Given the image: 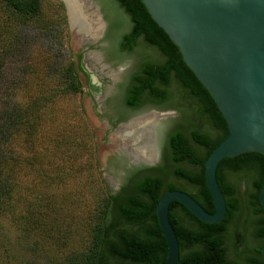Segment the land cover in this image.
Listing matches in <instances>:
<instances>
[{"label":"trees","instance_id":"16d2710c","mask_svg":"<svg viewBox=\"0 0 264 264\" xmlns=\"http://www.w3.org/2000/svg\"><path fill=\"white\" fill-rule=\"evenodd\" d=\"M43 1L0 0L8 18L17 23L13 30L0 28V225L6 221L23 233L37 229L41 224L28 206L17 211L20 205H28L27 193L34 192V200L45 201L39 197L40 190L37 189L42 185L36 184L31 190L24 180L28 175L37 177L35 174H38L41 179L37 180L43 182L46 156L50 180H62L56 161L62 159L65 148V137L59 129L65 128V122L53 109L61 93H80L82 85L67 40L62 39L60 26L38 25L43 19ZM54 1L65 12L61 1ZM106 4V39L116 52L123 50L135 58L140 57L142 67L147 66L146 77L139 80L140 87L133 96L125 99V104L128 107L144 104L140 93L147 90L148 103L179 113L175 132L167 136L166 152L157 171L180 175L184 172L182 164L198 166L201 172L194 180L203 185L202 194L206 199L201 206L213 213L202 167L221 142L223 124L141 4L137 0H106ZM65 16L61 17L64 25ZM126 28L129 31L123 33ZM154 80H157V87ZM47 126L52 127V132L45 137ZM177 128L183 130L179 132ZM187 130H192L190 137L195 144L208 147L205 155L190 146L183 133ZM215 137L216 142L213 141ZM66 138L69 140L66 145H69L74 137L70 133ZM82 146L89 147L87 143ZM216 179L226 201L225 216L218 224L198 221L204 227L199 237L215 261L221 257L222 239L234 243L235 238L241 236L258 240L260 245L264 243V210L259 201L264 178L216 171ZM137 225H140L138 209L121 194L106 193L90 246L80 263L140 264L155 260L157 243H140L133 239L136 234L133 228Z\"/></svg>","mask_w":264,"mask_h":264},{"label":"water","instance_id":"95a60500","mask_svg":"<svg viewBox=\"0 0 264 264\" xmlns=\"http://www.w3.org/2000/svg\"><path fill=\"white\" fill-rule=\"evenodd\" d=\"M59 1L79 44L102 46L106 22L98 3L83 0L90 5L85 12L94 11L103 23L101 37L90 40L82 38L73 26L71 10L76 0ZM137 1L224 126L221 142L202 167L214 212H207L190 195L176 190L165 193L156 205L167 244L165 264H178L179 245L168 217L170 203L181 204L201 223L218 224L225 216L226 201L216 171L264 178V0ZM96 53L102 57L101 52ZM159 115L161 119L167 114ZM159 120L155 125L157 149ZM139 162L144 161H131ZM259 201L264 210V184ZM261 255L264 262V243Z\"/></svg>","mask_w":264,"mask_h":264},{"label":"rangeland","instance_id":"374dc122","mask_svg":"<svg viewBox=\"0 0 264 264\" xmlns=\"http://www.w3.org/2000/svg\"><path fill=\"white\" fill-rule=\"evenodd\" d=\"M42 9L43 19L39 20L38 25L50 28L60 26L62 39L64 42L67 40L75 64L77 65L79 60L82 61L86 70L103 82L102 93L92 94L78 69V77L82 84L80 93L65 91L59 95V101L53 111L65 122V128H59L61 135L65 137L63 138L65 148L62 159L56 161L62 180L60 182L59 179L50 180V173H47L49 169L47 156L43 161L46 172V175L43 174L45 177L42 176L43 182L38 181L41 179L38 174H35L37 177L28 175L25 178L26 187L31 190L35 189L36 184L42 185L37 189L40 190L39 197L45 198V201L43 199L38 202V198L34 200V192H28V205H20L17 211L28 206V210L33 211L32 216H37L41 224L37 225V229L23 233L11 223L1 222L0 264H82L80 261L90 246L93 229L98 222L106 193L112 194L115 191L123 171L133 164L128 153L127 139L123 137L122 132L119 139L114 140V135L120 127L118 124L148 113L167 114L162 116L158 123L157 161H162L166 152L167 136L173 132L179 120L177 111L148 102L143 104L141 110L120 118L116 106L121 105V99L115 97L108 103L105 101L103 92L110 88L109 76L112 74L111 70L104 69L103 65L109 63H113L114 66H122L125 63L132 65L135 57L118 53L114 55L108 53L103 56L104 58L100 57L96 51L102 53L103 47L79 44L71 34L68 22L66 21L64 25L61 19L66 12H62L54 0H44ZM8 17L0 3L1 30L3 28L13 30L17 27V23ZM65 17L67 19V16ZM128 31L129 28H126L122 32ZM101 42L112 46L106 35ZM90 52L96 53L95 58L98 61L102 58L103 62L97 64L90 60L88 58ZM129 124L127 125L129 131L138 136L139 131ZM51 132L52 127L47 126L45 137ZM70 133L74 140L71 139L69 145H66L69 142L66 136ZM83 143H87L89 149L84 148ZM49 146L51 147L50 144ZM140 152L138 158L143 160ZM241 191H244V187ZM37 210L39 212L35 215Z\"/></svg>","mask_w":264,"mask_h":264},{"label":"flooded vegetation","instance_id":"af4514ba","mask_svg":"<svg viewBox=\"0 0 264 264\" xmlns=\"http://www.w3.org/2000/svg\"><path fill=\"white\" fill-rule=\"evenodd\" d=\"M95 1L100 6V11L106 22V29L104 31L105 36L108 24L105 19V11H108V7L106 6V0ZM102 7L104 11L102 10ZM81 36L82 38L85 37L84 34ZM101 47H103L102 57H105L108 53L111 55L117 53L122 55L127 54L123 50L116 52L113 45L107 46L105 42ZM95 56L96 53L94 52H90L88 54V58L90 60H93L97 64H101L103 62L102 58L101 61H98ZM137 58H135V62L132 63V65L130 63H125L122 66H114L113 63L103 65V68L110 69V74H112L109 76V78L111 77V86L108 90L103 92L106 99L105 101L108 103L115 97L121 99V105L116 106V110L120 118L129 115L132 112L139 111L143 107V104L137 107H128L125 104V99L133 96L136 93L135 91L140 87L139 80L146 77L144 74L147 71V66L143 65L142 67V64L139 63L140 57ZM77 66L83 74L85 83L88 84L91 93L100 95L102 93L103 82L97 78L96 80H93L91 77L92 74L86 70L82 61L79 60ZM153 84L157 87V80H154ZM147 94V90H142L140 93L141 101L144 104L147 103ZM152 114L155 113H148L134 118L129 121L130 124L128 122L120 126L114 135V140H118L120 136L119 134L122 132L121 134L125 139H127L126 143L129 146V157L133 160H140L144 162L133 163L128 166L125 171H123L120 181L112 195L121 194L124 200L131 203L134 207H136V209H138V214L140 215V225L133 228V231L136 232V234L132 236L133 239L140 243H157L154 250L157 254V258L151 262L141 261L140 264H165L167 257V244L156 216L157 203L165 193L174 190L190 195L200 206L204 205L206 199L202 194L203 185H198V183L194 180V177L201 172L198 166L182 164L181 167L184 169L183 174L179 175L172 172L169 175H165L162 172L157 171V167L161 163V161H157L158 152L157 157L153 161H145L144 158L143 160L138 158L140 150H142L147 144V141H145L146 137L145 140L141 139L142 141L136 142V133L132 136L127 135L131 132L129 131V128H127V125L129 124L132 126L131 123L135 121V119H141ZM182 130V128L176 129V131L179 132ZM174 132L175 131L173 129L172 133ZM183 133L187 137L190 146L198 153L201 152V154L205 155L208 147H202L195 144L191 140L190 134L192 133V130L183 131ZM141 137L144 138L142 135ZM216 139V137L213 138V141L216 142ZM168 217L179 245L178 264H264L261 255L262 245H260V241L258 240L252 239L251 237L238 236L235 238L234 243L233 241L230 243L222 239L220 244L221 257L215 261L209 254L208 246H206V244L202 242L199 237L200 233L203 234L204 230V227L199 223L200 221L198 222V220L188 210L177 202L170 203L168 208ZM245 247L247 248V251H243Z\"/></svg>","mask_w":264,"mask_h":264},{"label":"bare ground","instance_id":"6f19581e","mask_svg":"<svg viewBox=\"0 0 264 264\" xmlns=\"http://www.w3.org/2000/svg\"><path fill=\"white\" fill-rule=\"evenodd\" d=\"M76 2L71 10L73 26L85 37L87 36L88 39L98 40L103 33V23L100 21L98 14L94 11L86 13L85 11L88 10L87 8L90 5L88 4V6L83 0H80V2L76 0ZM159 119L160 115L155 113L141 119H135L131 123L139 131L136 141H142L146 137V147L140 152L146 161H153L157 157L155 125ZM133 134V131H131L127 135L132 136Z\"/></svg>","mask_w":264,"mask_h":264}]
</instances>
